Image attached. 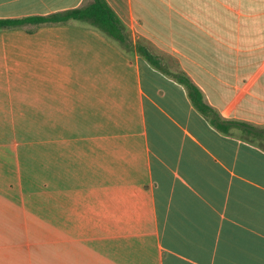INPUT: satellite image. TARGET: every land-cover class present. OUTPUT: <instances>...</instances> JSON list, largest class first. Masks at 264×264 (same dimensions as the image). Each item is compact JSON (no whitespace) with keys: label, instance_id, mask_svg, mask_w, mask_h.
<instances>
[{"label":"crops","instance_id":"1","mask_svg":"<svg viewBox=\"0 0 264 264\" xmlns=\"http://www.w3.org/2000/svg\"><path fill=\"white\" fill-rule=\"evenodd\" d=\"M105 1L133 51L76 20L0 29V264H264V137L135 50L264 131V0Z\"/></svg>","mask_w":264,"mask_h":264},{"label":"trees","instance_id":"2","mask_svg":"<svg viewBox=\"0 0 264 264\" xmlns=\"http://www.w3.org/2000/svg\"><path fill=\"white\" fill-rule=\"evenodd\" d=\"M71 20L86 23L101 31L108 38L112 39L126 52L134 50L130 34L112 8L105 0H89L83 6L57 12L47 16H34L19 19H0V29L19 28L25 25H52L65 24ZM135 50L146 59L154 68L170 75L177 83L184 86L192 106L208 119L210 124L218 131L228 133L232 127L252 138L264 137V131L254 126L238 121H227L220 117L218 112L204 101L202 92L182 72L171 73L166 70L158 57L152 54L144 45L137 43Z\"/></svg>","mask_w":264,"mask_h":264},{"label":"rangeland","instance_id":"3","mask_svg":"<svg viewBox=\"0 0 264 264\" xmlns=\"http://www.w3.org/2000/svg\"><path fill=\"white\" fill-rule=\"evenodd\" d=\"M169 64H170V63H169ZM170 67H172L174 71H177V70H176V67L172 66V64H170ZM6 137H7V136H6ZM255 143H256V144H260V145H262V143H261L260 140H256ZM263 147H264V146H263Z\"/></svg>","mask_w":264,"mask_h":264}]
</instances>
